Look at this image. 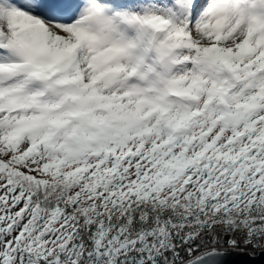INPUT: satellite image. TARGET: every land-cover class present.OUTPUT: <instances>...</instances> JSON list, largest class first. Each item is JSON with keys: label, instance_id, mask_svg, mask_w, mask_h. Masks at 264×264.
<instances>
[{"label": "snow or ice", "instance_id": "snow-or-ice-1", "mask_svg": "<svg viewBox=\"0 0 264 264\" xmlns=\"http://www.w3.org/2000/svg\"><path fill=\"white\" fill-rule=\"evenodd\" d=\"M0 264H264V0H0Z\"/></svg>", "mask_w": 264, "mask_h": 264}]
</instances>
